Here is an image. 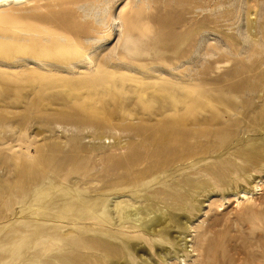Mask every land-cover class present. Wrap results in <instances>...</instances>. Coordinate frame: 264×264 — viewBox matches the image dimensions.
I'll return each mask as SVG.
<instances>
[{
    "label": "rangeland",
    "instance_id": "374dc122",
    "mask_svg": "<svg viewBox=\"0 0 264 264\" xmlns=\"http://www.w3.org/2000/svg\"><path fill=\"white\" fill-rule=\"evenodd\" d=\"M26 10H0V264H264V0Z\"/></svg>",
    "mask_w": 264,
    "mask_h": 264
},
{
    "label": "bare ground",
    "instance_id": "6f19581e",
    "mask_svg": "<svg viewBox=\"0 0 264 264\" xmlns=\"http://www.w3.org/2000/svg\"><path fill=\"white\" fill-rule=\"evenodd\" d=\"M87 0H0V10H10V11H21V10H24L27 9L26 11H29L28 9L30 10H33L34 12L37 11V10H40V9H43L45 8L47 10V12L49 10H52V8L54 9L55 7H57L58 9H61V10H68V7L70 6H74V5H78V4H81L83 2H86ZM39 3H45L42 7L40 6H37V5H41ZM53 11V10H52ZM46 12V13H47ZM56 21L59 22L58 19H56ZM55 22V21H54ZM61 22V21H60ZM63 24V22H61ZM60 23V24H61ZM67 25V24H65ZM62 26V25H61ZM213 47V46H212ZM211 50V48H209V51ZM208 51V52H209ZM213 55V53L210 55V57ZM221 57L223 55H220ZM230 61L232 62H236L234 61L233 59H230ZM212 64V60H210V65ZM219 73H227L226 70L224 69H220L218 73H215L214 71L211 73L210 77L212 80H220V77H219ZM243 76H238L237 77V82H243L242 79ZM248 79L249 77L246 78V82H244V84L248 83ZM193 84H194V89H196V85H197V81H198V77L196 74L193 75ZM237 82H233L231 83L229 86L226 87L225 91L223 90H218V91H208L207 89H202L201 92H194V93H197V94H207L209 92H213V95L216 96L217 98H220L221 100H223L224 103H229L231 101V97L232 95L238 93V92H241L242 89L244 88V85L240 87L239 83ZM231 95V96H230ZM229 97V98H228ZM228 98V99H227ZM213 100V99H212ZM252 98L248 100V103L250 105H252ZM195 103V102H194ZM196 105V103H195ZM209 107V106H208ZM219 108V107H218ZM217 108V109H218ZM204 109V112H200V116H203V117H206L207 113H205L207 110V108H203ZM220 109V108H219ZM218 109V110H219ZM217 111V110H214V112ZM220 115L224 113L226 114V116L229 115V111L227 112H224L220 109ZM222 116V115H221ZM220 116V117H221ZM262 145H258V148H259V152L258 153H255L254 156L256 158H261L262 157V154H263V149H261ZM259 184V182L257 183ZM256 188L258 187V185L255 186ZM259 188V187H258ZM241 194V197L237 198L236 200V206L237 207H241L244 202L248 201L249 197H248V192H245V191H240ZM120 204H117L115 206V208H118ZM119 212V211H117ZM8 264H10L9 262H7Z\"/></svg>",
    "mask_w": 264,
    "mask_h": 264
}]
</instances>
